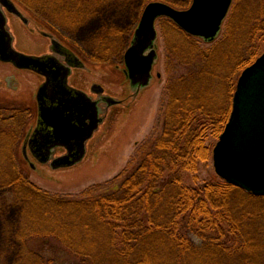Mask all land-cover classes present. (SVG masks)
Listing matches in <instances>:
<instances>
[{"label":"trees","instance_id":"trees-1","mask_svg":"<svg viewBox=\"0 0 264 264\" xmlns=\"http://www.w3.org/2000/svg\"><path fill=\"white\" fill-rule=\"evenodd\" d=\"M19 1L76 24L108 0ZM163 27L175 40L170 65L184 73H169L163 132L143 146L135 170L115 192L97 185L82 200L52 195L11 163L0 191L23 208L16 237L24 247L53 239L59 249L51 248L63 257L46 262L26 247L17 264H264V197L226 182L184 183V174H196L207 160L209 132L216 139L224 132L239 77L264 50V0H235L223 37L203 40L213 44L209 49L170 20Z\"/></svg>","mask_w":264,"mask_h":264},{"label":"rangeland","instance_id":"rangeland-1","mask_svg":"<svg viewBox=\"0 0 264 264\" xmlns=\"http://www.w3.org/2000/svg\"><path fill=\"white\" fill-rule=\"evenodd\" d=\"M41 1L44 2V0ZM41 1L32 0L29 3L38 4ZM152 2H163L177 10H188L193 4V0H108L99 3L96 7L93 6L92 12L90 11L80 23L76 24L62 23L57 18L46 14V11L36 12L27 6L26 10L23 2L24 5L22 3L21 5L24 10H21V13L28 20V24L16 17L6 15L7 27L14 38V47L31 56H38L49 50L50 42L39 35L42 30L39 21L59 30L62 37L68 39V42L74 47L76 46L75 48L78 50L80 48L83 50V47L89 50L90 40H93V49H95L99 42L104 40L105 45L101 52L103 51L102 55L106 64L94 65V72L91 75L76 76L75 84L86 88L85 90L90 94L88 86L91 83L103 87L113 101L117 103L121 100L123 102L116 106L111 105L112 107L110 105L103 106L109 110L106 114L107 117L102 118L103 123L98 131L87 142L86 156L83 161L73 167L54 170L50 164L38 162L29 150H27V165H25L23 163L25 154H23L24 150L21 145L17 147L18 144H15L16 148L11 150L0 145V189L6 188L5 173L11 170V163H16L24 174L26 172L25 176L30 182L43 191L75 200L85 199L88 192L91 191L90 188L95 187L96 189L97 185H102L105 188L111 185V192H115L123 178L135 170L140 150L147 143L156 141L163 132L166 106L165 87L170 78L169 73L173 76L184 73V67L175 71L174 65H170L172 57H168L170 55L169 47L174 38L170 40L165 37L163 25L169 19L161 18L156 24L158 60L154 66L151 84L138 91L132 87L125 74V64H123L121 56L131 46L130 43L140 24L144 10ZM229 17L230 13L223 23L219 40L227 30ZM38 24L41 28L38 27ZM86 28L91 30L90 36L87 39H81V33ZM110 34L114 37L111 43L116 39L114 47L106 44L107 35ZM199 41L201 47L205 49H209L213 45L205 43L201 39ZM106 50L111 56H105ZM263 53L264 50L261 54ZM94 60L96 61V58ZM5 80H8L10 87L13 88L11 89L13 97L15 95L22 96L30 106L34 109L37 108L35 94L41 86V77L31 72H17L11 66L0 63V93L7 91L6 86L1 84ZM92 96L95 98V95ZM32 118V122L35 121L36 115ZM217 142L218 139L210 131L207 136V146L210 148L207 160L199 162L196 174H184L185 185L201 187L205 183L221 184L224 182L216 174L214 168L212 155ZM12 154L14 155L13 162ZM65 154L64 149H56L53 157H61ZM11 205L10 193L0 191V264H17V256L20 257L22 249H26V247L28 250L42 253L46 262L49 259L59 258L58 254L54 252L55 249L51 248L59 249L53 239L48 241L34 239L31 242L28 241L27 246L24 247L23 241L16 237L20 230L23 208ZM62 258L61 256L59 259ZM68 264H71L70 259Z\"/></svg>","mask_w":264,"mask_h":264},{"label":"water","instance_id":"water-1","mask_svg":"<svg viewBox=\"0 0 264 264\" xmlns=\"http://www.w3.org/2000/svg\"><path fill=\"white\" fill-rule=\"evenodd\" d=\"M233 1L193 0L188 10H177L163 2L148 4L124 58L125 73L132 87L140 91L151 84L158 59L156 24L159 19L168 18L187 34L214 42L221 34ZM0 3L28 23L11 0H0ZM13 41L0 7V61L44 75L57 88L53 92L57 97L50 101L52 105L45 99V87L38 94L41 127L33 137V144L37 146L31 149L33 155L54 170L79 164L86 156L87 142L103 121L96 102L68 88L69 73L58 74L59 63L55 58L20 53L14 49ZM87 120L91 123L87 124ZM58 147H65L67 154L53 159ZM24 154L27 156L26 149ZM213 162L216 174L224 182L255 197H264V53L239 78L231 116L213 150Z\"/></svg>","mask_w":264,"mask_h":264},{"label":"flooded vegetation","instance_id":"flooded-vegetation-1","mask_svg":"<svg viewBox=\"0 0 264 264\" xmlns=\"http://www.w3.org/2000/svg\"><path fill=\"white\" fill-rule=\"evenodd\" d=\"M11 1L14 3L15 7L19 10V12H21V10L22 11L24 10L23 6L21 5L22 2H20L19 0H11ZM0 7L5 15L13 16L23 21L21 17L17 16L16 14L10 13L7 10V8L3 6L1 3H0ZM24 8L27 10L26 6ZM39 23L40 26H42V30L41 33H39V35L47 39L50 42V45L48 52L38 55L37 57L55 58L59 63L58 74L61 76L66 72L69 73L67 79L68 88L70 87L74 90L80 91L83 94L87 95L93 102H96L100 119H102L103 117H107L106 114L108 113L109 110L105 108L106 106L105 107L103 106L113 103V100H111V96H109L105 92L104 88L93 85L92 83L90 85L88 84L89 85L88 88L91 94L95 95V98H93V96L85 90L86 88H82L76 85L74 80L76 76L82 77L83 74L91 75L92 72H94L93 71L94 65L106 64L104 63V56L102 55L103 51L101 52L102 47L105 45L104 40H101L97 46L95 45L96 46L95 49H93V40H90L91 47H88L89 50L84 47L83 50L81 48L78 50L75 48L76 46L74 47L68 42V39L62 37V34L60 33L59 30L44 22L39 21ZM40 26L38 24L39 28H41ZM7 30L10 32L8 27ZM13 47H14V43H13ZM14 49L18 52L25 54V52L20 51L16 47H14ZM107 53L108 52L106 50L105 56L106 55L108 56ZM94 58H96V61L94 60ZM121 58L123 59V64H125L124 55H122ZM0 63L3 62L0 61ZM4 64L11 66L17 72L25 71V72L34 73L35 75L42 78V82L37 93L35 94V105L37 103V108L35 109L32 106H30L29 103L26 101V99H23L22 96L19 95H15L14 97L12 96L11 89L13 88L10 87L8 80H5L1 83L2 85L4 84L6 86L7 91L6 93L3 92L0 93V145L2 147H5V149H10V150L16 148L15 144H18L17 147L21 145L22 150L24 149L29 150L32 156L37 161H39L31 151L33 147L34 148L37 147L33 144V137L36 134V132H38V129L41 127L40 105L38 101V94L41 91V89L45 87L46 90L45 99H47L49 105H52L50 101L54 100L57 97V95L53 94V92H56L57 88L54 89L52 84L49 82L48 78L44 75L38 74L34 71L27 69H19L12 63H4ZM16 89L18 88L16 87ZM122 102L123 101L119 100V102L113 104L112 106L119 105ZM35 115H36L35 121L32 122L33 119L32 117ZM86 123L90 124L91 121L87 120ZM56 149L57 150L64 149L67 152L65 147H58ZM24 160L25 161L27 160V156H25Z\"/></svg>","mask_w":264,"mask_h":264},{"label":"snow or ice","instance_id":"snow-or-ice-1","mask_svg":"<svg viewBox=\"0 0 264 264\" xmlns=\"http://www.w3.org/2000/svg\"><path fill=\"white\" fill-rule=\"evenodd\" d=\"M91 33V30L89 28H86L85 31L83 33H81V39H87L89 38Z\"/></svg>","mask_w":264,"mask_h":264}]
</instances>
